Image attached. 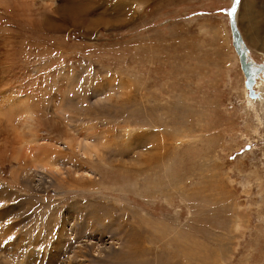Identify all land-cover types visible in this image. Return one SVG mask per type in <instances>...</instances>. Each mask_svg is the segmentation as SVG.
Wrapping results in <instances>:
<instances>
[{"label":"rangeland","instance_id":"rangeland-1","mask_svg":"<svg viewBox=\"0 0 264 264\" xmlns=\"http://www.w3.org/2000/svg\"><path fill=\"white\" fill-rule=\"evenodd\" d=\"M232 1L0 0V264L59 232L55 264H264V0L256 99Z\"/></svg>","mask_w":264,"mask_h":264},{"label":"bare ground","instance_id":"bare-ground-1","mask_svg":"<svg viewBox=\"0 0 264 264\" xmlns=\"http://www.w3.org/2000/svg\"><path fill=\"white\" fill-rule=\"evenodd\" d=\"M244 2H247L246 0H244ZM242 4V9H240V16L241 17H245V19H246V22H247V26L245 27V32H248L249 33V35H250V42L252 43L253 41H254V43H255V41H256V37H257V34L259 33V28H260V25L259 24H257V19H255V17H253V16H251L250 15V13L248 12V10L247 9H244V8H246L245 6H244V3H241ZM233 12V11H232ZM239 16V17H240ZM261 21V20H260ZM234 23L236 24V22H235V15H234ZM262 23V22H261ZM260 23V24H261ZM238 30V29H237ZM232 34V33H231ZM240 34V33H239ZM233 39V38H232ZM242 40V39H241ZM243 40L241 41V44H240V47L242 48V49H245L246 50V55H247V58H248V61H247V72L251 75V79H253V75L257 72V71H255V70H253V69H250V66H252L253 65V63L249 60V55H248V52H247V49H246V47L245 46H243ZM253 43V44H254ZM256 44V43H255ZM234 45V44H233ZM252 70H253V73H251L252 72ZM258 73V72H257ZM257 75V74H256ZM261 80V79H260ZM245 81H246V79H245ZM244 85H245V82H244ZM254 85V80H253V83H252V86H251V89H252V91H253V93H250L249 91H248V89H247V87H245L246 88V90L248 91V95H249V97H251V98H254V99H256V95H257V98H261L260 97V94H257V93H254V90H253V87L255 86H253ZM262 85H263V81H260V82H258V85L257 86H255V87H257V90L258 91H260V89L262 88ZM263 89V88H262ZM256 94V95H255ZM245 98V97H244ZM261 105V104H260ZM263 105V104H262ZM254 116H255V119L258 121V123L259 124H261V125H264V107L263 106H260L259 108H258V110H256L255 111V114H254ZM87 135H89V134H87ZM86 135V136H87ZM80 137H82V136H80ZM83 138H84V136H83ZM87 138H89V139H92V138H90L89 136H87ZM86 138V139H87ZM80 140V139H79ZM78 140V141H79ZM82 140V139H81ZM85 143H89V140H85L84 141ZM91 142H93V141H91ZM91 142L89 143V144H91ZM79 144V143H78ZM80 144H81V141H80ZM79 144V145H80ZM76 145V144H75ZM82 146V145H81ZM80 146V147H81ZM86 147H88V146H86ZM152 148V147H151ZM83 150V149H82ZM84 150H85V148H84ZM152 151V150H151ZM49 159H51V158H49ZM52 160L53 159H51V164H52ZM50 161V160H49ZM48 161V162H49ZM53 163H55V162H53ZM48 165H49V163H48ZM49 166H51V165H49ZM78 173V172H77ZM153 195V194H152ZM5 217V216H4ZM68 217V216H67ZM236 221H237V219H236ZM67 222V221H66ZM235 222V221H234ZM239 222V221H238ZM10 222H8V224H9ZM6 225V224H5ZM65 225H67V224H65V222H63L62 223V225H61V231H63L64 230V227H65ZM7 226V225H6ZM71 226V225H70ZM3 228H5V227H3ZM7 229H8V227H7ZM13 232V231H12ZM60 234H58V236L56 235V241H55V243H54V245H53V247H52V249H54L55 250V252L54 253H50V251H49V253H50V259H49V264H55V262H57L58 260H59V258H61L60 256L61 255H59V253L60 252H58L59 250H60V248H62L63 247V238H62V236H61V232H59ZM65 235H66V233H64ZM65 235H63V236H65ZM6 238H7V236H6ZM6 238H4L3 237V233H1L0 232V239H1V241H3L4 242V240L6 239ZM115 238V237H114ZM20 239H22V238H20ZM66 240V239H65ZM14 241H16V240H14ZM22 241V240H21ZM20 241V242H21ZM3 242H0V250L2 251V252H5L6 250H5V248L7 249V247L8 246H6V245H3ZM15 243V242H14ZM8 245V244H7ZM18 245V244H17ZM20 246V245H19ZM62 246V247H61ZM76 248V247H75ZM8 250V249H7ZM18 250V249H17ZM17 250H11V253H7V258H11L12 260H14L15 258H17L18 256H19V254H17V253H15V251H17ZM53 250V251H54ZM20 251H21V249H20ZM75 251V250H74ZM7 252V251H6ZM6 252H5V254H6ZM10 252V251H9ZM86 252H83L82 250H78V251H76L75 253H74V258L72 257V259L71 258H68L67 259V262H65L64 261V263L63 264H87L88 262H86L84 259L85 258H89L88 256H87V254H85ZM4 254V253H3ZM105 254V253H104ZM120 254V253H119ZM190 254V253H189ZM188 254V255H189ZM39 256V255H38ZM202 257V256H201ZM213 257H215V256H213ZM6 259V258H5ZM40 259V258H39ZM213 260V259H212ZM10 261V260H9ZM47 261V260H46ZM85 261V262H84ZM43 263V261H41V262H39V263H36V264H42ZM207 263V262H206ZM28 264V263H27ZM60 264V263H59ZM211 264H213V262L211 263Z\"/></svg>","mask_w":264,"mask_h":264},{"label":"water","instance_id":"water-1","mask_svg":"<svg viewBox=\"0 0 264 264\" xmlns=\"http://www.w3.org/2000/svg\"><path fill=\"white\" fill-rule=\"evenodd\" d=\"M237 9V0H233L232 1V9H231V19H230V30L232 33V38H233V44H234V48L236 49V52L238 54L239 57V61H240V65L243 71V74L245 76V86L247 87L248 91L250 93H253L251 86L253 83V79H251V75L247 72V55H246V50L242 49L240 47L241 44V37L240 34L237 30L236 24L234 23V13L232 11H236Z\"/></svg>","mask_w":264,"mask_h":264}]
</instances>
